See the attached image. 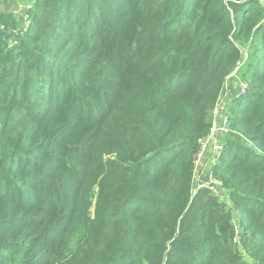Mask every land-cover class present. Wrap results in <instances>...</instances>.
Instances as JSON below:
<instances>
[{"label":"trees","instance_id":"obj_1","mask_svg":"<svg viewBox=\"0 0 264 264\" xmlns=\"http://www.w3.org/2000/svg\"><path fill=\"white\" fill-rule=\"evenodd\" d=\"M0 264H264L262 0H0Z\"/></svg>","mask_w":264,"mask_h":264},{"label":"rangeland","instance_id":"obj_2","mask_svg":"<svg viewBox=\"0 0 264 264\" xmlns=\"http://www.w3.org/2000/svg\"><path fill=\"white\" fill-rule=\"evenodd\" d=\"M264 0H262V3ZM264 5V4H263ZM241 66L228 79L225 92L212 113L213 127L210 135L202 141V151L198 157L195 170V183L197 187H208L215 195L224 197L225 190L216 185L211 177V170L218 163L223 146V137L227 133V116L234 100L239 98L245 88L241 78Z\"/></svg>","mask_w":264,"mask_h":264},{"label":"built area","instance_id":"obj_3","mask_svg":"<svg viewBox=\"0 0 264 264\" xmlns=\"http://www.w3.org/2000/svg\"><path fill=\"white\" fill-rule=\"evenodd\" d=\"M264 4V2H263ZM243 87L245 88L241 93H244L245 91H247V86L245 85V83L243 84Z\"/></svg>","mask_w":264,"mask_h":264}]
</instances>
